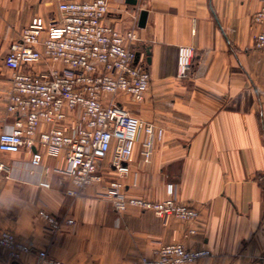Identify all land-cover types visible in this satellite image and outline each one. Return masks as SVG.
<instances>
[{"label": "crops", "instance_id": "0c3cea01", "mask_svg": "<svg viewBox=\"0 0 264 264\" xmlns=\"http://www.w3.org/2000/svg\"><path fill=\"white\" fill-rule=\"evenodd\" d=\"M60 1L0 0V132L15 119L6 112L11 80L3 57L23 27L59 21ZM259 6V0H108L105 22L136 30L134 48L150 75L142 101L126 94L118 101L164 131L148 165L136 148L129 173L121 177L124 191L150 200L174 197L198 210L197 220H164L135 207L117 212L99 185L70 196L68 176L55 171L66 168L64 157L37 146L0 151L7 166L0 171V230L63 264H140L141 256L172 242L211 252L191 264H264V51L253 47L258 30L252 23ZM142 9L148 15L141 27ZM181 45L194 50L185 78L177 70ZM34 149L50 170L48 188L39 185L44 176L31 171ZM110 160L111 151L100 170L116 179ZM40 210L74 222L52 233ZM35 258L29 253L15 262L34 264ZM0 264H13L2 247Z\"/></svg>", "mask_w": 264, "mask_h": 264}, {"label": "built area", "instance_id": "2783aa9c", "mask_svg": "<svg viewBox=\"0 0 264 264\" xmlns=\"http://www.w3.org/2000/svg\"><path fill=\"white\" fill-rule=\"evenodd\" d=\"M252 16L257 27L253 47L264 51V0ZM61 19L44 26L34 20L23 27L3 57L11 71V88L6 102L7 114L15 116L11 126L0 132V151L17 153L37 146L48 154L62 155L65 169H55L68 176L66 193L78 196L93 185L101 187L102 198L117 212L135 207L152 211L166 220H197L199 211L174 197L150 200L129 196L121 177L130 171L136 148L143 165L151 161L153 146L164 131L125 108L120 95L140 102L150 85L145 59L136 60L134 28L120 31L105 22L108 0H61ZM191 46L178 47V77L185 78L193 64ZM136 60V61H135ZM40 69L34 70V66ZM45 124L44 129H40ZM111 151L110 166L116 179L106 178L101 161ZM41 152L31 153V171L44 176L39 185L50 187V170L41 165ZM7 166L0 162V171ZM45 227L59 232L72 218H58L40 210ZM189 233H194L190 229ZM0 247L9 261H19L25 254L35 255L34 264H63L46 249L22 242L9 230H0ZM211 255L207 249H187L182 243L162 244L153 256H141L140 264H191Z\"/></svg>", "mask_w": 264, "mask_h": 264}, {"label": "water", "instance_id": "95a60500", "mask_svg": "<svg viewBox=\"0 0 264 264\" xmlns=\"http://www.w3.org/2000/svg\"><path fill=\"white\" fill-rule=\"evenodd\" d=\"M126 1L129 2V3H133V4H136V3H137V0H126ZM147 15H148L147 10H145V9L140 10V13H139V20H138V25H139V26L142 27V26L145 25ZM138 56H139V53L137 52V53H136V60H137ZM136 60H135V61H136ZM13 264H16V262L13 261Z\"/></svg>", "mask_w": 264, "mask_h": 264}, {"label": "rangeland", "instance_id": "374dc122", "mask_svg": "<svg viewBox=\"0 0 264 264\" xmlns=\"http://www.w3.org/2000/svg\"><path fill=\"white\" fill-rule=\"evenodd\" d=\"M1 48V47H0ZM0 52H4L3 50H0ZM10 75H11V71H9Z\"/></svg>", "mask_w": 264, "mask_h": 264}]
</instances>
